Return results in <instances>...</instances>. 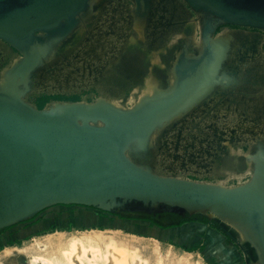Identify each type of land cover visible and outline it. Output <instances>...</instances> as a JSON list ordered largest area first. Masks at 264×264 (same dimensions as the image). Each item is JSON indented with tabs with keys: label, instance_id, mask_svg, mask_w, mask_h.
<instances>
[{
	"label": "rangeland",
	"instance_id": "374dc122",
	"mask_svg": "<svg viewBox=\"0 0 264 264\" xmlns=\"http://www.w3.org/2000/svg\"><path fill=\"white\" fill-rule=\"evenodd\" d=\"M142 9L145 10L141 3L135 5V0H97L56 47V38L48 43L42 40L37 43L36 39L37 45L43 44L41 64L30 76L17 74L22 76H18L20 79L25 76L26 80L30 79L25 100L36 107L41 96L49 97L47 105L56 101L89 103L105 99L132 109L147 91L150 93L155 87H158L156 93L170 89L175 76L173 66H177V55L185 45L178 36L191 37L194 46L186 53L197 56L203 45L202 26L209 17L185 0H147L145 17L141 15ZM211 17L217 19L215 15ZM211 24L214 27L211 39L222 32L229 37L222 52L211 55L208 67L213 68L215 60L218 70L214 68L212 78L207 75L209 68L205 70L207 77L200 83L206 82L203 92L186 106L182 105V108L185 106L183 111L180 108L173 117L168 115L160 121L148 141L134 140L125 152L131 160L160 176L204 183L223 182L226 187H234L251 179V155L257 143L264 145V28L222 21ZM22 57L21 52L0 38V78L1 74L11 75L12 67L19 64ZM155 60H158L157 67ZM195 65L198 64L191 65L193 71L187 73L192 81L197 78ZM140 144L148 145L143 154L139 151ZM112 211L50 205L0 230V235H5L0 240V264H31V256L38 254L52 257L53 264H66L58 256L56 241L67 240L76 232L81 235L78 230L91 229L97 224L85 221L78 225L75 219L87 216L96 219L100 215L109 219L108 224L114 219L110 214L116 211ZM117 213L140 217L156 214L143 207H125ZM176 213V217L166 220L186 215L182 211ZM201 217L211 220L225 237L223 246L230 263L259 264L252 247L242 241L228 221L212 218L208 213H195L193 221L200 222ZM51 222L56 227L51 226ZM69 222L72 227H67ZM57 230L64 233L47 235ZM114 239L146 264H180L182 259L184 263H193L184 253V250L194 249L190 244L159 242L122 231L116 232ZM205 250L201 247L193 250L194 255L200 256V264H208Z\"/></svg>",
	"mask_w": 264,
	"mask_h": 264
},
{
	"label": "water",
	"instance_id": "95a60500",
	"mask_svg": "<svg viewBox=\"0 0 264 264\" xmlns=\"http://www.w3.org/2000/svg\"><path fill=\"white\" fill-rule=\"evenodd\" d=\"M88 1L0 0V38L24 48L12 72L30 76L43 55V44L37 43L55 37L56 47L75 29L72 26L62 34L58 32L61 25L74 22ZM185 1L217 19H205L203 47L197 56L187 55L183 49L177 55L174 86L163 96L145 98L131 110L96 99L89 103L58 101L63 107L47 111V104L38 109L24 99L0 92V230L56 204L105 211L116 208V213L125 207H143L155 213H212L249 229L264 262L262 143H257L251 155L253 176L234 187L160 176L125 152L134 140L148 141L154 127L203 81L215 50L210 38L214 28L211 22L264 28V0ZM137 2L146 10L147 0ZM193 64L199 66L195 65L197 78L191 82L187 73L193 71ZM26 95L27 91L25 99ZM139 146L142 154L146 152L148 145Z\"/></svg>",
	"mask_w": 264,
	"mask_h": 264
},
{
	"label": "bare ground",
	"instance_id": "6f19581e",
	"mask_svg": "<svg viewBox=\"0 0 264 264\" xmlns=\"http://www.w3.org/2000/svg\"><path fill=\"white\" fill-rule=\"evenodd\" d=\"M96 1L97 0H89L86 4L85 8L77 15V17H75L74 22L63 23L58 32L63 34L65 31H67L69 28H71L75 24V22L82 20L85 17V15L87 14V12L89 11V8L91 7V5H93V3H95ZM193 7L195 9L203 10V8L198 7V6H193ZM143 12H145V10L142 9L141 15L144 16ZM204 16L209 17L206 14H204ZM209 18H212V17H209ZM135 19H136V17H135ZM212 22H214V21L212 20ZM138 24H139V22H138ZM54 38L55 37H49L45 40H42V43H48L50 40H52ZM178 38L179 39L183 38L182 40H184L183 41L184 42L183 44H185L183 47L184 51H187L188 49H190L191 46H194V45H192L191 37H186V36L182 37V35H180V36H178ZM228 39H229V37L227 35H225L223 32L218 33L215 36V38H213V40L211 39V43L214 45V49H215V50H213L212 54H214L215 56L217 54H220L222 52V50L227 46V43L229 42V41H227ZM7 42L13 48L17 49L18 51H22L24 49L21 44H16L14 42H9V41H7ZM201 46L203 47V45H201ZM200 49H202V48H200ZM212 58L213 57H211V60H212ZM39 60H41V59H39ZM18 62H19V60H18ZM157 62H158V60H155V64H154L155 66H156ZM176 62H175V64H176ZM214 62H215V63H213L214 65L212 64L213 68H211L212 67L211 66L209 68L210 73L207 74L210 78L213 77L214 68H216V66L218 65L215 60H214ZM12 74L13 73H11V75H8V76L6 74H1L2 76L0 78V92H2L4 94L13 95L19 99L25 100L24 92L29 87L28 81L30 79L28 78L29 80H26L27 79V78L25 79L26 76L20 79L18 76L23 75V73H21V75H18V76L15 73L13 75ZM14 75H16V76H14ZM207 75L205 76V78L207 77ZM149 76H151V75H148L147 77H149ZM151 77H153V76H151ZM175 77L176 76H174L173 86L175 83ZM16 78H19V79H16ZM189 80L192 82L191 77H189ZM170 82H171V80L169 81V83ZM205 84H206V82H203V84H201V85L199 84V86H197V87H195V89L191 90L190 93H188L187 96L183 99L181 106L185 105L186 103H189L190 100H193L196 97H198L203 92L202 86ZM171 88H172V86H170V89ZM150 89H152V87H150ZM156 89H158V87H155L152 90H149L150 93H148V91H147V93L142 95V97L135 103L133 108L135 106H137L141 101H143V99L151 97L154 93H155L154 96H157V95L163 96L164 94H166L168 92V90H170V89H168L166 91L161 90L159 92L160 93L159 94V93H156L158 91ZM97 101L102 102V103H109L110 105H112L116 108H119V109L131 110L129 108L128 109L124 108L117 101H108L105 99H98ZM81 102H83V101H81ZM83 103H85V102H83ZM62 104L63 103L56 101V102H53V103L46 105L45 109L47 111H57L60 107H63ZM181 106H179L178 108H176L175 110L170 112L169 115L171 117L176 115L178 110L180 108H182ZM140 142H142V141H140ZM210 184H215L218 186L226 187L225 185H223V182H216V183H210ZM208 214L212 218L219 219L216 215H214L212 213H208ZM219 220H222L224 222L228 221L229 226L240 236L242 241L247 242L252 247V249L254 250V252L256 254V258L258 260V263L264 264L260 248L257 245V242H256L255 238L253 237L252 233L249 231V229H247L245 226H243V225H241L235 221H231V220H227V219H219ZM116 232H121V230H113V229L112 230H108V229L103 230V229L91 228V229H85L84 232H80V234L83 236L76 234L77 232L72 233V234H70V237L67 240H61L60 239V240L56 241V245L58 247V250L60 251L58 253V256L62 260H64L66 262V264H100V262L102 264H146V261L135 256L134 253L131 252L132 250H129L127 247L117 243V241L114 239V234ZM63 233H64V231L57 230L56 232H54V233L52 232V233H49L47 235L53 236L56 234V235L60 236V234H63ZM110 235H112V236L110 237ZM154 240L158 241L157 239H154ZM155 252L157 254L158 251H155ZM184 253H187V255H189L191 257V259L193 261L192 264H200V260H199L200 256L198 254L194 255L193 253H195V252H193V251H184ZM31 257H30L31 258V260H30L31 264H53V260L51 259L52 257H49L47 255L38 254V255H32ZM180 264H188V263H184V259H182V262H180Z\"/></svg>",
	"mask_w": 264,
	"mask_h": 264
},
{
	"label": "crops",
	"instance_id": "0c3cea01",
	"mask_svg": "<svg viewBox=\"0 0 264 264\" xmlns=\"http://www.w3.org/2000/svg\"><path fill=\"white\" fill-rule=\"evenodd\" d=\"M75 206L88 207L83 205ZM176 212L161 211L156 213L155 216L152 217L156 221L155 223L147 219L126 218L115 214H110L114 219L108 224L106 222H109V219L100 215H98L96 219L91 216H87L86 218L78 217L79 219H75V222L78 225H83L86 223L85 221H96L97 224L93 226L100 225L103 227V230H121L127 235H138L142 238L157 239L159 242H169L170 244H190L192 247L196 248L197 251L200 247L206 249L204 255L208 264H232L226 256L227 251L223 246V238H225L223 237V234L210 224L203 222L190 220L178 225L177 223L182 217H177L178 219L173 221L166 220L172 216L176 217ZM105 219L107 221H105ZM75 227L78 228V226ZM78 232H84V230H78ZM2 236L5 235H0V240ZM1 242L2 241H0V244Z\"/></svg>",
	"mask_w": 264,
	"mask_h": 264
},
{
	"label": "trees",
	"instance_id": "16d2710c",
	"mask_svg": "<svg viewBox=\"0 0 264 264\" xmlns=\"http://www.w3.org/2000/svg\"><path fill=\"white\" fill-rule=\"evenodd\" d=\"M49 97L48 96H41V97H39L38 99H37V101H36V107L38 108V109H41V108H43L44 107V105H45V103H46V100L48 99ZM72 100H76V97H72L71 98ZM184 214H186L185 215V217H182L179 221H178V225L179 224H181V223H183V222H185V221H190V220H195V219H193V217H194V214H188V213H186V212H183ZM112 214H115V215H118V216H120V217H126V218H141V219H147V220H150V221H152V222H156L152 217H148V216H143V217H140V216H132V215H124V214H120V213H116V212H114V213H112ZM200 222H203V223H207V224H210L211 226H213L214 228H216L217 230H219V228L218 227H216V226H214V224H212V221L211 220H209L208 218H206V217H201L200 219H198ZM91 228H98V229H103V227L102 226H92ZM81 229H86V228H81ZM14 245V244H13ZM8 246H10V245H8ZM193 250H197L196 248H190V249H188V250H184V251H193Z\"/></svg>",
	"mask_w": 264,
	"mask_h": 264
},
{
	"label": "flooded vegetation",
	"instance_id": "af4514ba",
	"mask_svg": "<svg viewBox=\"0 0 264 264\" xmlns=\"http://www.w3.org/2000/svg\"><path fill=\"white\" fill-rule=\"evenodd\" d=\"M50 224H51V226H55V225L53 224V222H51ZM71 225H72V223L69 222L67 227H72ZM55 227H56V226H55ZM5 247H6V246H5ZM5 247H4V248H5ZM4 248H3V249H4Z\"/></svg>",
	"mask_w": 264,
	"mask_h": 264
}]
</instances>
